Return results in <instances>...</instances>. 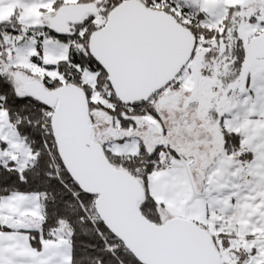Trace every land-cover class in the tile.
<instances>
[{
  "label": "snow or ice",
  "instance_id": "6c2138e0",
  "mask_svg": "<svg viewBox=\"0 0 264 264\" xmlns=\"http://www.w3.org/2000/svg\"><path fill=\"white\" fill-rule=\"evenodd\" d=\"M0 264H264V0H0Z\"/></svg>",
  "mask_w": 264,
  "mask_h": 264
}]
</instances>
